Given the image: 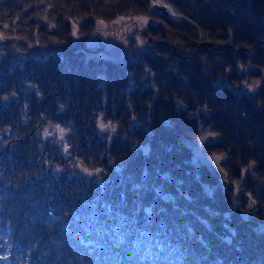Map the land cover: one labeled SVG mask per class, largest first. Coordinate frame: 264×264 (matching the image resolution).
Returning <instances> with one entry per match:
<instances>
[{"label": "trees", "instance_id": "obj_1", "mask_svg": "<svg viewBox=\"0 0 264 264\" xmlns=\"http://www.w3.org/2000/svg\"><path fill=\"white\" fill-rule=\"evenodd\" d=\"M0 264H264V0H0Z\"/></svg>", "mask_w": 264, "mask_h": 264}, {"label": "rangeland", "instance_id": "obj_2", "mask_svg": "<svg viewBox=\"0 0 264 264\" xmlns=\"http://www.w3.org/2000/svg\"><path fill=\"white\" fill-rule=\"evenodd\" d=\"M96 22L97 32L95 36L92 35L88 40L90 49L95 50L96 57L111 59H124L125 57L131 58V55L128 54L126 49L127 37L131 36L133 32V39L136 43L140 44V35L149 23L148 18L142 16H125L118 17L110 22L103 20H97ZM130 23L132 24L130 25ZM110 27L116 28L117 30L113 32ZM257 85L258 83L256 81L249 82L246 80L240 85L228 84L227 86L234 91L251 93ZM209 139L210 136L205 134L190 143L193 150L194 162L207 163L209 166L213 163V158L208 156L203 148Z\"/></svg>", "mask_w": 264, "mask_h": 264}, {"label": "water", "instance_id": "obj_3", "mask_svg": "<svg viewBox=\"0 0 264 264\" xmlns=\"http://www.w3.org/2000/svg\"><path fill=\"white\" fill-rule=\"evenodd\" d=\"M150 7L153 11H155L158 15L163 16L165 18H169L171 16V9L163 3H159L157 1H152L150 3ZM224 162V159L220 155H215L213 157V163L210 166V172L213 176L218 178L219 180H222L221 186H224L226 184V181L224 180L226 173L222 170L220 167V164ZM246 201V210L248 213H253L256 210V202L254 199L250 197V195L246 194L244 196ZM246 223L253 227L257 228L259 227V222H257L254 219H247Z\"/></svg>", "mask_w": 264, "mask_h": 264}, {"label": "snow or ice", "instance_id": "obj_4", "mask_svg": "<svg viewBox=\"0 0 264 264\" xmlns=\"http://www.w3.org/2000/svg\"><path fill=\"white\" fill-rule=\"evenodd\" d=\"M101 127H103V125H101ZM97 171H99V170H97Z\"/></svg>", "mask_w": 264, "mask_h": 264}, {"label": "flooded vegetation", "instance_id": "obj_5", "mask_svg": "<svg viewBox=\"0 0 264 264\" xmlns=\"http://www.w3.org/2000/svg\"><path fill=\"white\" fill-rule=\"evenodd\" d=\"M137 25V24H136Z\"/></svg>", "mask_w": 264, "mask_h": 264}]
</instances>
